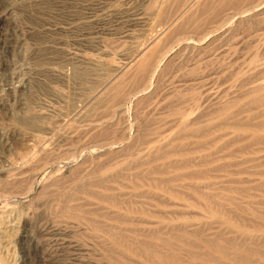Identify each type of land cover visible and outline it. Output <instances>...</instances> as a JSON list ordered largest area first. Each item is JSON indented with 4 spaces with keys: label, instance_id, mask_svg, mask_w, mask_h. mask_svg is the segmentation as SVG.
Here are the masks:
<instances>
[{
    "label": "rangeland",
    "instance_id": "1",
    "mask_svg": "<svg viewBox=\"0 0 264 264\" xmlns=\"http://www.w3.org/2000/svg\"><path fill=\"white\" fill-rule=\"evenodd\" d=\"M260 84L264 0H0V264H264ZM172 147L177 197L132 176Z\"/></svg>",
    "mask_w": 264,
    "mask_h": 264
},
{
    "label": "bare ground",
    "instance_id": "2",
    "mask_svg": "<svg viewBox=\"0 0 264 264\" xmlns=\"http://www.w3.org/2000/svg\"><path fill=\"white\" fill-rule=\"evenodd\" d=\"M261 4V3H260ZM257 7H258V5H257ZM259 8V7H258ZM10 12V11H9ZM12 13V12H11ZM10 13V14H11ZM263 13V12H262ZM8 15V14H7ZM6 16V15H5ZM9 17V16H8ZM12 17V16H11ZM10 19V18H9ZM14 19V18H13ZM187 20V19H186ZM6 21V20H5ZM188 21V20H187ZM167 22V21H166ZM15 31V30H14ZM46 33H47V31H46ZM219 41V40H218ZM138 45V44H137ZM152 45V44H151ZM49 48V47H48ZM139 51V50H138ZM201 52V51H200ZM237 53V52H236ZM162 56V55H161ZM257 56V55H256ZM256 61V60H255ZM19 62V61H18ZM262 63V62H261ZM220 65V64H219ZM10 66V65H9ZM246 66V65H245ZM201 70V69H200ZM19 72V71H18ZM14 74V73H13ZM16 74V73H15ZM199 76V75H198ZM255 77V76H254ZM196 78V77H195ZM199 78V77H198ZM182 79V78H181ZM192 80V79H191ZM119 81V80H118ZM124 83V82H123ZM255 88H256V86H254ZM185 88V87H184ZM263 90L264 89V85L263 86H261V84H260V87L258 86V88L257 89H253V90ZM230 93V92H229ZM228 93V94H229ZM264 93V92H263ZM109 94V93H108ZM192 94V93H191ZM261 95V94H260ZM163 96V95H162ZM175 96V95H174ZM197 96V95H196ZM167 97V96H166ZM231 97V96H230ZM232 98H234V97H232ZM251 98H252V96H251ZM256 98V97H255ZM258 99H249V100H247L246 102H245V107H246V109H251V106H254V105H258V104H260V103H264V94L259 98V97H257ZM247 99V98H246ZM168 100V99H167ZM180 102H181V100H180ZM233 102H236V101H233ZM118 103V102H117ZM177 103V102H176ZM189 103H190V101H189ZM215 103V102H214ZM206 104H207V102H206ZM216 105V104H215ZM262 105V104H261ZM169 106V105H168ZM213 106V105H212ZM237 106V105H236ZM207 107V106H206ZM209 107H211V106H209ZM223 107V106H222ZM229 107V106H228ZM167 108V107H166ZM212 108V107H211ZM239 108V107H238ZM253 108V107H252ZM201 109V108H200ZM209 109V108H208ZM207 109V110H208ZM203 110H205V113L206 112H208V111H206V109H204L203 108ZM212 110H215V108L214 109H212ZM211 110V111H212ZM222 110H223V108H222ZM234 110H236V109H234ZM252 110V109H251ZM166 111V110H165ZM169 111V110H168ZM238 111H240V108H239V110ZM247 111V110H246ZM198 112V111H197ZM201 112V111H200ZM210 112V111H209ZM208 112V113H209ZM109 113V112H108ZM202 113V112H201ZM205 113H203V114H205ZM220 113H223V112H220ZM237 113V112H236ZM239 113V112H238ZM212 114H213V112H212ZM260 114H263L262 112L260 113L259 112V115ZM186 115V114H185ZM236 115V114H235ZM215 116V115H214ZM234 116V115H233ZM258 116V115H257ZM199 117V116H198ZM198 117L196 118L197 119V121H198ZM202 117V116H201ZM254 117V115H252V114H250L249 116H248V119H252ZM192 118V117H191ZM255 118V117H254ZM168 119V118H167ZM208 119V118H207ZM262 119V118H261ZM143 121V120H142ZM152 121V120H151ZM196 121V122H197ZM201 121V120H200ZM259 121V120H258ZM261 121V120H260ZM260 121H259V124L257 123V125L258 126H262L263 127V125H264V123L262 122L261 124H260ZM122 122V121H121ZM144 122V121H143ZM235 122V121H234ZM240 122V121H239ZM193 123H195V122H193ZM192 123V124H193ZM224 123V122H223ZM230 123H232V122H230ZM236 123V122H235ZM238 123V122H237ZM247 123H248V121H247ZM247 123H245L244 122V125L246 124L247 125ZM256 123H255V126H256ZM87 124V123H86ZM149 124V123H148ZM151 124V123H150ZM184 124H186V122L184 123ZM226 124V123H225ZM224 124V125H225ZM239 124V123H238ZM241 124H242V122H241ZM252 124V123H251ZM202 125H203V123H200V124H193V125H190L189 123H187L186 124V127L187 128H193L194 129V131L195 132H202L201 131V129H203L202 128ZM234 125V124H233ZM243 125V124H242ZM94 126V125H93ZM143 126V125H142ZM168 126V125H167ZM166 126V127H167ZM236 126V125H235ZM238 126V125H237ZM239 127V126H238ZM241 127V126H240ZM248 127H250V126H248ZM209 128V127H208ZM211 128V127H210ZM242 128V127H241ZM144 130V129H143ZM207 130V129H206ZM204 131V130H203ZM140 133V132H139ZM226 133V132H225ZM142 133H140V136H142L143 138L146 136L145 135V133H143L142 135H141ZM187 134V133H186ZM194 134V133H193ZM202 134V133H201ZM200 134V135H201ZM205 134V133H204ZM180 135V134H179ZM203 135V134H202ZM221 135V134H220ZM245 135V134H244ZM197 136H198V134H197ZM219 136V135H218ZM239 136V135H238ZM237 136V137H238ZM245 137V136H244ZM138 138H140V137H138ZM158 138V137H157ZM214 138V137H213ZM212 138V139H213ZM236 138V137H235ZM243 138V137H242ZM142 138H140V140H141ZM237 139V138H236ZM241 138H239V140H240ZM258 139V138H257ZM262 139V138H261ZM219 140V139H218ZM217 140V141H218ZM238 140V139H237ZM189 141V140H188ZM210 140H207V142H209ZM213 141H214V139H213ZM139 143V142H138ZM264 143V142H263ZM222 144V143H221ZM225 144H227V143H225ZM225 144H223V145H225ZM251 144V143H250ZM131 145V144H130ZM211 145V144H210ZM249 145V144H248ZM264 145V144H263ZM199 146V145H198ZM219 146H221L220 148H222V145H219ZM226 146V145H225ZM181 147V146H180ZM200 147V146H199ZM218 147V146H217ZM185 148H186V146H185ZM194 147H192V149H193ZM247 148V147H246ZM99 149V148H98ZM161 149V148H160ZM178 149L179 148H176V147H172V148H170V149H165V150H160L161 152L158 154V156H157V158L156 159H162V163H161V165H159V166H150V167H147V168H145L144 167V169H140V167H142L143 165H145V166H149L150 165V163H151V161H152V159H150V160H148V161H144V162H138V161H133L132 162V168H134L136 171L132 174V176H135V177H137L138 178V181H139V179L140 180H142L143 179V177H146V178H148L149 179V181H152V183H149L148 185L149 186H158V187H160L159 189H162V190H164V191H167V192H174V190H173V188L171 187V186H169L171 183H173V182H177V181H179V180H183V178H187V179H190V178H193V177H200V176H202V173L204 174L205 173V171H203V172H200V171H195V172H188V173H186V174H183V173H179V172H176V170L177 169H175V170H173L172 172H170V171H168V166L170 167V166H175V165H177L176 167L177 168H179V167H181V166H183V165H186V164H188V162H186L185 160L183 161V162H179L178 161V164H175V162H171V160H170V162L169 163H167L166 164V162H163V160L164 161H166V159H168V157H169V154H171V153H174V152H177L178 151ZM181 149V148H180ZM179 149V150H180ZM189 149V148H188ZM191 149V148H190ZM199 149V148H198ZM216 149V148H215ZM222 150V149H221ZM242 150V149H241ZM28 151V150H27ZM124 151V150H123ZM178 153V152H177ZM264 153V152H263ZM225 154V153H224ZM224 154H223V156H224ZM231 155V154H230ZM221 156V155H220ZM220 158V157H219ZM222 158V157H221ZM253 158V157H252ZM205 159V158H204ZM248 159V158H247ZM247 159H245V160H247ZM24 160V159H23ZM109 160V159H108ZM137 160V159H136ZM140 161H142V160H140ZM187 161H188V159H187ZM191 161H192V159H191ZM203 161H205V160H203ZM124 162H125V160H124ZM127 162V161H126ZM195 162V161H194ZM110 163V162H109ZM113 163V162H112ZM172 163H174V164H172ZM206 163V162H205ZM225 164V163H224ZM231 164V163H230ZM118 165V164H117ZM240 165V164H239ZM121 166V165H120ZM190 166V165H189ZM227 166V165H226ZM126 167V166H125ZM130 167H131V165H130ZM129 167V168H130ZM243 167V166H242ZM102 168V167H101ZM223 168V167H222ZM123 169H125L124 167H123ZM172 169V168H171ZM16 170V169H15ZM20 170V169H19ZM97 170V169H96ZM127 170V169H126ZM237 170H238V168H237ZM98 171V170H97ZM106 171V170H105ZM103 172V171H102ZM170 172V174H169V176H164V175H166V174H168ZM234 172V171H233ZM244 172V171H243ZM114 173H116L115 171H114ZM206 173H208V172H206ZM227 173V172H226ZM119 174V173H118ZM231 174V173H230ZM123 175V174H122ZM107 177H108V175H106ZM112 176H113V174H112ZM116 176V174L113 176V177H115ZM131 176V175H130ZM130 176H129V178H130ZM163 176L165 177V178H163ZM183 176V177H182ZM112 177V178H113ZM207 177V176H206ZM205 177V178H206ZM104 178V177H103ZM102 178V179H103ZM128 178V177H127ZM133 178V177H132ZM145 178V179H146ZM101 179V180H102ZM106 179V178H105ZM105 179H104V181H105ZM111 179V178H110ZM128 180V179H127ZM133 180V179H132ZM144 180V179H143ZM155 180V181H154ZM243 180V179H242ZM98 181V180H97ZM114 181V180H113ZM134 182H135V180H133ZM145 181V180H144ZM225 181V180H224ZM230 181H232V180H230ZM238 181V180H237ZM102 181H100V183H99V181H98V183H95V182H93V183H88V185L89 186H103V184L101 183ZM121 182V181H120ZM1 183V182H0ZM59 184V183H58ZM122 184V183H121ZM135 184H139V183H135ZM147 184V183H146ZM178 184V183H177ZM208 184H210V183H206L205 185H204V187H207L208 186ZM87 185V186H88ZM124 185V184H123ZM122 185V186H123ZM133 185V184H132ZM183 185H185L184 187H188V188H192V186H194V185H192L191 183H188V184H183ZM7 186V185H6ZM78 186V185H77ZM85 185H79L78 187H75L74 188V190L72 191V192H70V193H67V195H65L64 196V198L63 199H61V201L63 202V204L60 206L61 208H59V212H61V215L62 214H66L68 217H71V218H77L78 217V215H77V212L79 211V207H80V205H72V204H70L69 202L70 201H72V200H75L76 199V196H77V194L78 193H80L81 191H83L84 189H85V187H84ZM181 186V185H180ZM108 187V186H107ZM210 187V186H209ZM104 188V187H103ZM228 188V187H227ZM51 189V188H50ZM199 189V188H198ZM23 190V189H22ZM161 190V191H162ZM85 191H86V189H85ZM84 191V192H85ZM179 191V190H178ZM245 191V190H244ZM77 193V194H76ZM120 193V192H119ZM122 193V192H121ZM124 193H125V191H124ZM174 195H176V194H178V196L180 195V193H178V192H174L173 193ZM207 194V193H206ZM205 194V195H206ZM89 196H91L92 198H95V199H98L99 201L100 200H102V201H111L112 202V205L113 206H118V202L119 201H117V203H116V201L114 200V197L112 196V198H110L111 196H100V195H98L97 193H95V192H89V194H88ZM103 195V194H102ZM114 195H115V193H114ZM132 195V194H131ZM204 195V194H203ZM176 197H177V195H176ZM205 197V196H204ZM109 198V199H108ZM180 199V198H179ZM116 200H117V198H116ZM128 200V199H127ZM127 200L126 201H124V202H127ZM84 201V200H83ZM122 201V200H121ZM176 203V202H175ZM125 204V203H124ZM166 204V203H165ZM128 205V204H127ZM120 206V205H119ZM124 208V207H123ZM126 208H128L129 209V211L131 210V208L129 207V206H127ZM127 209V210H128ZM254 210V209H253ZM52 213V212H51ZM59 214V213H58ZM58 216V215H57ZM62 216H65V215H62ZM80 216V215H79ZM78 218H81V217H78ZM119 219V218H118ZM117 219V220H118ZM79 220V219H78ZM93 220V219H92ZM92 220H84V221H86V223L87 224H90V225H92L96 230H98V231H101V232H103L104 234H107L109 237H110V239L111 240H113V241H121V240H124V238H122V234L119 232V231H115L114 230V228H112V226H102V225H99V224H97L96 222H93ZM80 221V220H79ZM122 221V220H121ZM53 222V221H52ZM99 222V221H98ZM83 223V222H82ZM120 223V222H119ZM52 224V223H51ZM80 224V223H79ZM17 229H19L18 228V226H17ZM173 229H174V227H173ZM121 230V229H120ZM128 231V230H127ZM17 234V233H16ZM102 234V233H101ZM125 234V233H124ZM19 235V234H18ZM9 236V235H8ZM19 236H21V235H19ZM13 237H15V236H13ZM12 237V238H13ZM28 237V236H27ZM26 237V238H27ZM124 237V236H123ZM1 238V237H0ZM5 238V237H4ZM19 238V237H18ZM23 239H24V237L23 236H21V238H19V241L20 240H22L23 241ZM136 239V238H135ZM25 240V239H24ZM125 240H127V239H125ZM130 240V239H129ZM18 241V240H17ZM26 242V241H25ZM142 242V241H141ZM47 245V244H46ZM21 247H22V245H21ZM24 248V247H23ZM258 251V250H257ZM14 253V252H13ZM18 255V254H17ZM238 255V254H237ZM50 260V259H49ZM241 260H242V258H241ZM8 261V260H7ZM13 262H11L10 261V263L9 264H18L17 263V261H16V259H13L12 260ZM246 261V260H245ZM8 263V262H7ZM28 263V262H27ZM3 264H6V263H3Z\"/></svg>",
    "mask_w": 264,
    "mask_h": 264
},
{
    "label": "crops",
    "instance_id": "3",
    "mask_svg": "<svg viewBox=\"0 0 264 264\" xmlns=\"http://www.w3.org/2000/svg\"><path fill=\"white\" fill-rule=\"evenodd\" d=\"M212 4H213V2H212ZM211 5V4H210ZM210 5H208L207 6V8L210 6ZM200 6H205V4L203 5H200ZM200 6H199V8L196 10V11H194L193 13H191V15H189V16H187L185 19H187V20H184L183 22H182V25L183 24H188L190 21H192V19H193V17H194V15H196L197 13H199L200 12V10H204V8H202L201 7V9H200ZM212 9H213V14H214V8H213V6H212ZM148 54H144L143 55V58H140L139 59V61L137 62L138 64H137V67L135 68V77H140V75L143 73V71L145 70V69H147L148 68V66L150 65V56L149 57H146ZM153 71H154V69H151V73H150V77L152 76V73H153Z\"/></svg>",
    "mask_w": 264,
    "mask_h": 264
}]
</instances>
